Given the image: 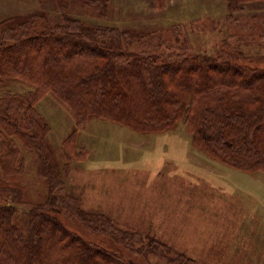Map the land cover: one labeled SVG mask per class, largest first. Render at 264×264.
Masks as SVG:
<instances>
[{
	"label": "trees",
	"instance_id": "16d2710c",
	"mask_svg": "<svg viewBox=\"0 0 264 264\" xmlns=\"http://www.w3.org/2000/svg\"><path fill=\"white\" fill-rule=\"evenodd\" d=\"M54 1L60 22L38 11L0 22V83L28 87L0 94V264H141L153 258L196 264L186 255L174 259L158 239L86 211L68 192L74 162L88 155L80 134L92 119L147 134L184 123L192 145L211 160L264 173V69L244 65L248 60L226 40L208 53L193 42L192 30L178 25L163 37L136 27L135 14L123 19L114 12L123 28L69 14L77 2L106 20L113 13L110 0ZM243 1L226 0L228 12L242 11ZM152 2L151 10L167 11L169 0ZM50 95L75 126L62 144L64 163L37 108L44 99L54 105ZM64 217L101 239L72 232Z\"/></svg>",
	"mask_w": 264,
	"mask_h": 264
},
{
	"label": "rangeland",
	"instance_id": "374dc122",
	"mask_svg": "<svg viewBox=\"0 0 264 264\" xmlns=\"http://www.w3.org/2000/svg\"><path fill=\"white\" fill-rule=\"evenodd\" d=\"M152 1L110 0L113 13L106 20L77 2L69 14L91 25L120 28L114 12L123 19L135 14L136 27L163 37L178 25L182 32L192 30L193 42L208 53L213 55L226 40L248 60L244 65L264 69V1H243L242 11L235 14L228 12L226 0H169L163 13L151 10ZM37 11L46 12L50 22L61 21L54 0H0V22ZM27 88L19 81H4L0 94ZM50 98L54 105L44 99L37 108L51 127L48 141L64 163L62 144L75 126ZM80 135L88 155L74 162L67 189L86 211L109 216L121 230L164 242L176 260L186 255L196 264H264V173L211 160L192 145L184 123L175 131L147 134L92 119ZM62 220L89 241L101 239L70 219ZM161 263L153 258L141 264Z\"/></svg>",
	"mask_w": 264,
	"mask_h": 264
}]
</instances>
